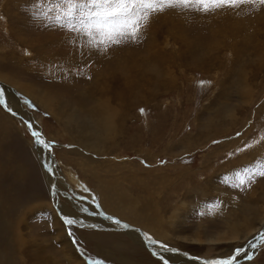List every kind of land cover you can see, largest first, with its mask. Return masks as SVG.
I'll return each instance as SVG.
<instances>
[{"label": "rangeland", "instance_id": "1", "mask_svg": "<svg viewBox=\"0 0 264 264\" xmlns=\"http://www.w3.org/2000/svg\"><path fill=\"white\" fill-rule=\"evenodd\" d=\"M43 13L57 15L52 0H0V114L19 126L33 148L48 149L87 202L120 225H67L68 215L53 206L40 171L30 177L39 184L31 181L28 190L23 180L33 165L3 161L2 176L24 187L12 216L18 243L11 251L5 246L10 258L17 264H182L167 255L175 254L206 264L243 248L235 264H264V241L256 247L264 232V176L236 187L248 170L264 166V3L245 0L208 12L195 3L170 7L152 15L137 40L106 51L56 27ZM105 118L112 121L109 133L97 125ZM92 125L103 134H94ZM111 137L116 139L103 147ZM96 168L140 210L162 218L161 238L107 210L99 183L89 179ZM52 177L60 195L59 177ZM246 220L254 234L245 241L199 255L186 250L195 243L185 236L215 237ZM130 229L146 245L136 243L126 233Z\"/></svg>", "mask_w": 264, "mask_h": 264}, {"label": "bare ground", "instance_id": "2", "mask_svg": "<svg viewBox=\"0 0 264 264\" xmlns=\"http://www.w3.org/2000/svg\"><path fill=\"white\" fill-rule=\"evenodd\" d=\"M13 111H17L18 112L17 114H19V113L23 114V112L17 107H15ZM27 115L29 116V114H27ZM107 116L109 118H111V116L109 114ZM109 118L100 119L97 122L98 127L100 129H105L108 133L112 130V121ZM31 120H33V119H31ZM33 121L30 123L28 122V123L30 124V127L32 129H36L35 121H34V123H33ZM97 125L91 126L92 132L96 135H97V133L103 134V132L98 131ZM19 131H20V128L15 122H13L10 119H8L7 117H5L4 114L3 115L0 114V264H17L15 261V258H10V256L6 253L8 251H7L5 246H8L9 250L11 251L13 249V246H16L18 243V239L15 237V234L12 231V228H13L12 216L14 214L13 212L15 211V205L16 206L18 205V203L20 201L21 192L24 189V187L21 186L22 184H12L9 182L7 176H2L3 169H4L3 161L4 162H6V161L11 162L10 164L12 166L15 165L16 163H19V161L15 162L16 161L15 159H21L23 161H26L27 163H25V164H32L33 168L31 170L29 168L27 169V175L25 176V178L23 180L24 183L28 186V190L31 188V186H30L31 181L34 183V185L39 184L38 182L31 180V178H30L35 173L39 174V172H38V170H39L40 174L42 175V177H41L43 179L42 181L47 183L48 192L50 190L52 192L53 196H57V198H55V199L52 196L53 206H55V207L59 206L62 209V211L64 212V214L66 216L68 215V217L71 216L70 218H72V219L74 218L75 220L76 219L78 220V218H81L80 220H78L81 222H78V223L81 224L82 226L93 227L92 225L95 224L97 227H104L105 223H107V222H108V226H110V223L112 220L119 219V218H115V216L114 217L110 216L111 219L107 218L106 216H103V215H106L104 212L105 210L103 211V209H98L95 205L87 202V197L81 193V190H80L81 188H80V185L78 184L77 180L70 174L64 175L63 173H61L60 167L59 168L57 166L55 167V164L53 163L51 155L49 154V152H46L48 149H46V150H44L42 148L40 149V147H39L40 145L38 146L37 144H35L37 148H33L32 144L27 143L25 136L21 135V133ZM17 136L20 138L17 139ZM22 138L24 139L25 143L24 142L22 143V141H21ZM115 139H116L115 137H111L110 139L104 141L103 147H108V145H107L108 142L110 143L111 140L114 141ZM9 141L13 142L14 144L8 143V145H6V143ZM114 144H115V142H114ZM112 145L109 144L110 147L114 146V145L113 146ZM116 146L117 145L115 144V147ZM9 151L12 152L13 156L8 155ZM6 154H7V156H6ZM8 159H10V160H8ZM28 161H30L31 163H28ZM20 162H22V161H20ZM73 162H77V161L75 160ZM76 166H78V168L81 171H83V173L85 172L83 170V168L80 166L79 162L76 163ZM69 168L73 169V165L71 164V166ZM22 171L24 172V170H22ZM55 173L59 177L60 189H61L60 195L57 194L55 191L54 185H56V183L54 184L55 180L52 177V175H56ZM40 174H39V177H40ZM89 174H90V178L89 177L88 178L90 180H93V181H96L99 183V186H100L101 191H102L101 193L104 195V198L106 199L108 211H112L113 213H115V214H117V215H119L125 219H128L127 221H129L131 223H134V222L139 223L144 229L148 230L150 233H152L153 235H155L158 238H161L163 236V234H164L163 233V220L159 215L153 214L152 212H145V211L140 210L139 207L137 206V204L134 203L132 197L124 190V188H122L121 186H119L115 183L110 182L109 180H107L105 178V176L102 172V169L96 168L94 170H89ZM9 179H11V178H9ZM12 180L16 183L18 182L13 177H12ZM26 181H29V184H27ZM40 182H41V180H40ZM59 182H57V184H59ZM47 187H46V190H47ZM66 190H68V191L70 190L72 192V195L75 197V199H72V197L69 194H67ZM70 203L73 206H71ZM92 211H98L99 215L91 213ZM86 212H88V213H86ZM102 213H103V215H102ZM84 214H86V215H84ZM87 214H88V216H87ZM260 216H261L260 225H262L264 223V214L261 213ZM50 219L51 220L53 219L52 222L57 224L55 221L56 215H54V213H53V217L51 216ZM251 221L252 220H246L243 223H239L238 221H236L234 223H230L228 226L230 227L231 232L220 234V235H217L215 237H208V236H205L204 234H198V235H195V239H192L193 237L185 236L184 238H186L187 240H192L195 243V245H192V246L188 245L186 250L193 253L192 255H199V254L203 253L204 250H209L212 247H215L217 250L221 251L228 246L235 245L234 243L238 240H241V241L244 240L245 241L247 238L251 237V235L254 234V232H252V231L249 233L250 229L248 227H251ZM82 222H85V223H82ZM249 223H250V225H249ZM253 224H254V222H253ZM59 225L61 226V228L59 227V229H63L62 224H59ZM111 225L113 227H114V225H118V227H119L120 224H117L116 222L113 221L111 223ZM255 226H254V228H255ZM144 229L138 228L137 230L139 232L140 231L145 232L146 230H144ZM232 230L235 231V234ZM254 231H255V229H254ZM126 233L131 235L136 243L139 242L141 244H145L142 242V239L139 237V234L137 231L130 229V231L126 232ZM146 233L148 235H150V233H148V232H146ZM243 233H246V235H244ZM20 237H22V234H20ZM61 240H63L64 242H67V240L64 236ZM150 240H153V239L150 238ZM228 240H232L231 241L232 243L228 244ZM213 241H216L217 243L221 242V245L220 246L218 244L216 245ZM258 241H259V243L256 245V247L260 244L261 239H259ZM223 242H224V244H223ZM66 244L68 245V243H66ZM70 246H71V244H70ZM160 249L162 252L161 247H160ZM155 253L159 254V252H155ZM166 254L167 253L163 252L162 258H166L167 255L170 256V258H180L179 260L182 261V264H185V263L200 264V262L204 261L203 259L192 258L191 259L192 261L186 262L184 259L185 256L178 257L175 254H170V255L169 254L166 255ZM222 255H228V253L223 252ZM70 256L75 258V254L70 255ZM68 258H69V256H68ZM208 261H211V260H208ZM73 262H74V264H83L82 262L77 261L75 259ZM26 264H30V262H27ZM37 264H39V263H37Z\"/></svg>", "mask_w": 264, "mask_h": 264}, {"label": "snow or ice", "instance_id": "3", "mask_svg": "<svg viewBox=\"0 0 264 264\" xmlns=\"http://www.w3.org/2000/svg\"><path fill=\"white\" fill-rule=\"evenodd\" d=\"M242 2L245 0H52L56 5L57 15H43L49 21L54 20L56 27L86 37L91 47L106 51L113 45L137 40L151 16L167 8H186L195 3L198 10L208 12L224 6L235 7ZM260 3H264V0H260ZM200 83L203 85L206 82ZM0 102H3L2 90ZM33 135L37 137V142L44 143L39 138V133L34 132ZM256 175L264 176V166L248 170L240 177L236 187H243ZM65 222L67 225L78 223L69 217H65ZM259 238L264 241V232L260 233ZM243 251L245 249L237 248L236 255L211 260L206 264H235Z\"/></svg>", "mask_w": 264, "mask_h": 264}]
</instances>
